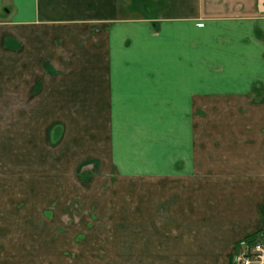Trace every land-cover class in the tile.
I'll return each mask as SVG.
<instances>
[{
  "label": "crops",
  "instance_id": "obj_1",
  "mask_svg": "<svg viewBox=\"0 0 264 264\" xmlns=\"http://www.w3.org/2000/svg\"><path fill=\"white\" fill-rule=\"evenodd\" d=\"M0 79L64 124L76 165L143 164L159 192L143 238L42 264H235L264 238V0H0Z\"/></svg>",
  "mask_w": 264,
  "mask_h": 264
},
{
  "label": "rangeland",
  "instance_id": "obj_2",
  "mask_svg": "<svg viewBox=\"0 0 264 264\" xmlns=\"http://www.w3.org/2000/svg\"><path fill=\"white\" fill-rule=\"evenodd\" d=\"M28 92L29 86L0 79V253H37L42 264L47 252L63 256L91 247L90 238H143L144 207L159 200V192L146 200L150 182L143 164L130 168L104 156L76 165L65 152L64 124L40 115L37 101L21 98ZM151 183L158 191L159 182ZM76 239L78 244L70 245ZM148 263L160 264L104 261Z\"/></svg>",
  "mask_w": 264,
  "mask_h": 264
},
{
  "label": "built area",
  "instance_id": "obj_3",
  "mask_svg": "<svg viewBox=\"0 0 264 264\" xmlns=\"http://www.w3.org/2000/svg\"><path fill=\"white\" fill-rule=\"evenodd\" d=\"M235 264H264V238L259 237L252 247H247L242 255L236 257Z\"/></svg>",
  "mask_w": 264,
  "mask_h": 264
},
{
  "label": "trees",
  "instance_id": "obj_4",
  "mask_svg": "<svg viewBox=\"0 0 264 264\" xmlns=\"http://www.w3.org/2000/svg\"><path fill=\"white\" fill-rule=\"evenodd\" d=\"M262 234V233H261Z\"/></svg>",
  "mask_w": 264,
  "mask_h": 264
}]
</instances>
